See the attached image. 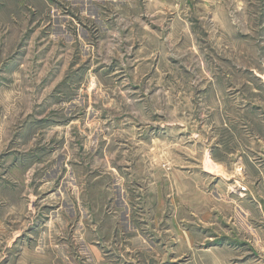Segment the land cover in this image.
Returning a JSON list of instances; mask_svg holds the SVG:
<instances>
[{
  "label": "rangeland",
  "instance_id": "1",
  "mask_svg": "<svg viewBox=\"0 0 264 264\" xmlns=\"http://www.w3.org/2000/svg\"><path fill=\"white\" fill-rule=\"evenodd\" d=\"M92 244L264 264V0H0V264Z\"/></svg>",
  "mask_w": 264,
  "mask_h": 264
},
{
  "label": "crops",
  "instance_id": "2",
  "mask_svg": "<svg viewBox=\"0 0 264 264\" xmlns=\"http://www.w3.org/2000/svg\"><path fill=\"white\" fill-rule=\"evenodd\" d=\"M205 167H207L206 170H208L209 172H213L214 174L218 172V175H219V172H221V167L218 166V164L214 163L213 161H211L210 159H207L205 160ZM100 230L98 231H94L95 232H99ZM91 232V231H90ZM94 233H90L91 235ZM181 235L184 234L185 238L187 237L186 233H180ZM92 235V236H93ZM183 236V235H182ZM182 241H187V239L185 240H181ZM182 245H184V248L185 250L188 248V245L185 244V243H182ZM104 246L106 247V249L110 250L109 247H107L106 244H104ZM167 246V244H166ZM29 246H26V247H21L22 250H21V255L19 256V258L17 257L15 260V264H32V263H40V264H62V260L64 262H68V264H75L72 263V260H74V257L72 258L71 255L69 254V256H64V257H60V248H57L55 246H51V247H47V251H43V252H40L39 251V248L38 247H29ZM32 249V250H29V249ZM29 250V251H28ZM87 253H90L91 257H92V254H95L96 257H93V258H90V263L91 264H114L113 262H110L109 260L105 259V254H103V250L101 249H98V247L95 248V246L90 245V247L87 245L85 246V249H84ZM42 253V254H41ZM12 258H9L7 261H6V264H13L12 262ZM134 260V259H133ZM156 262V261H155ZM153 264H156V263H153Z\"/></svg>",
  "mask_w": 264,
  "mask_h": 264
}]
</instances>
